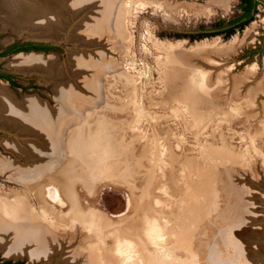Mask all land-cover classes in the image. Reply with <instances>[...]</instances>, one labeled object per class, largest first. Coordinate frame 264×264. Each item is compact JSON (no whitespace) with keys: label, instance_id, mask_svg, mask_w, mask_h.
<instances>
[{"label":"rangeland","instance_id":"rangeland-1","mask_svg":"<svg viewBox=\"0 0 264 264\" xmlns=\"http://www.w3.org/2000/svg\"><path fill=\"white\" fill-rule=\"evenodd\" d=\"M256 1L242 28L203 36L231 26L239 0H121L117 29L103 26L98 36L86 31L95 20L69 10L58 40L18 34L0 17V73L18 86L0 84L17 102L36 98L57 114L56 85L92 80L94 95L70 96L57 157L24 154L29 145H9L15 137L0 130V204L56 230L51 250L31 256V242L8 247L13 233L0 232L1 262L74 264V235H97L116 262L127 255L139 264H264V0ZM31 40L57 44L43 54H2ZM30 54L54 58L62 74L22 68ZM71 54L85 65L73 71ZM58 159L37 183L24 179ZM48 180L74 189L77 209L93 212L91 228L60 221L59 206L36 191ZM80 242L81 258L97 256Z\"/></svg>","mask_w":264,"mask_h":264},{"label":"bare ground","instance_id":"bare-ground-1","mask_svg":"<svg viewBox=\"0 0 264 264\" xmlns=\"http://www.w3.org/2000/svg\"><path fill=\"white\" fill-rule=\"evenodd\" d=\"M95 4L97 5V13L95 11L94 14L97 15L95 16V18H92V16L90 17V13L92 12L90 6ZM120 8L121 0H0V17L4 20L5 24L10 25L11 28L18 34L26 33L27 37L58 40L66 31L65 29L63 30V21L65 19L64 12L70 13L68 11L71 10V13L74 12V17H76L80 15V12L78 10L82 9L83 17L84 15L87 16V21H90L91 19L95 20L93 24L87 26L86 31L94 36H98V33L103 30V26L114 28L115 30L117 29L116 20L119 17L118 14L120 12ZM103 12L105 13L103 14ZM101 14L104 15V17L102 18L103 20L101 19L102 21L99 19V16ZM80 17L82 18V16ZM80 20L81 23L83 22V24L86 22V20L84 21V18ZM57 27H59L58 30ZM251 32V29H248L246 31L245 37L247 38ZM88 36L86 39H88ZM94 40L95 38H93V41ZM70 57L73 71H76L81 65H85L86 63L83 61L82 56L79 54L76 57L74 56V54H71ZM88 61L90 62L93 60ZM19 65L24 69H31L35 71L38 70V72L39 70H44L43 74L47 75L45 77L48 78V75L52 76L53 74L52 69H54L58 74H62L60 68H56L54 66V58H44L41 55L37 54L28 55L26 59ZM91 82L93 81L87 80L83 83L68 82L69 84L61 83L59 85H56V99L59 103H61V105H63V107H61L62 109L60 108L59 110H57V114L50 111L45 104H42V102H39L38 100H36V98H26L24 99L23 104H21L22 101L17 102L11 95V92L8 90V88L4 84H0V130L4 132L7 131L8 134H11L15 137V139H13L12 141H8L10 143L9 145H15L20 148V142L24 141L26 146L29 145L30 148L29 151L27 149H24V154H31L32 156H35V158L42 156L45 153L48 155H54L52 157H57L56 153H58V144H60L59 138L62 137H60L59 134L63 133L64 130L60 127V125H58L60 117L62 114H64V112H66V110L64 109L67 103L70 102L69 98L71 95L79 94L84 98H86L87 96V98H89L90 96L94 97L91 92L92 87L89 85V83ZM70 106H72V104H70ZM34 141H37L39 143L36 145ZM12 142L14 143L12 144ZM45 161L47 163L46 159ZM58 161L59 159L55 161L56 164L54 163L53 165L52 163L49 166L50 168L44 171L42 170V168L35 166L33 169H31L35 171V174L32 176L28 172H26V174H24V179L29 180L28 178L29 176H31V182L35 183L36 180L38 182L41 179V174L45 173L47 175V172L49 170L55 171L57 167H60L63 162ZM45 168L43 167V169ZM41 171L43 173H41ZM57 176L58 178L56 180L61 181L60 179H62L63 177L65 178L66 174H57ZM48 182L49 183L45 184V187L44 185H41L40 188H36V191L38 195H41L43 189L46 193L45 196H47L49 200H52V203H56L59 206L58 208H56V210L58 211V214H60L58 215L60 221L63 222V220L67 219V221H69L68 226H70V224H72L73 222L83 220L84 224H88L87 227L91 228L94 222V215L92 214L93 212H89V210L87 212H82L81 210L77 209L78 200L74 193V189L70 185L65 186L63 180V184L61 183V187L63 186V191L59 186L52 183L53 180H48ZM63 192L68 195L67 199L63 196ZM6 205L8 204H0V232L5 230L13 233V241L8 247L18 248L23 243H26L27 245V242H31L29 244L30 246L27 247L30 256L31 253L29 252V250L37 251V253L34 254L43 255L50 251L51 245L56 244L51 242L52 238L50 236L54 233L52 231H55L56 234V230H52V228L46 227L45 224H41L40 220L35 214L31 215L30 213L23 210L22 212L17 213L12 210L11 206ZM9 205L12 204L9 203ZM50 207L49 209L48 207L46 208V212L51 215L52 212L50 210ZM24 213L25 215H27V219H22L23 217H25V215L20 216ZM99 217L104 219V217L102 216ZM56 218L58 219V217ZM59 234H61V232ZM73 234H75V232ZM70 236L72 237V235ZM74 236L75 237L73 240H76V246L72 247V253L69 257V261L73 262L74 264H97V262H99L100 264H139L138 262H136L139 258H136L137 260L135 261L133 257H128L127 255H124L123 257L121 256V259L115 258L117 259V262L116 260L114 261L111 253L107 252L106 241L100 242V239L99 237H97V235H86V237L82 236L85 238V246L83 247L90 253L97 252V256L93 257L92 259L81 258L80 247L82 246H77L79 245L77 244V242L82 241V239L84 238L80 239L79 235ZM71 239L62 238L61 242L66 243V241H69L73 243L74 241ZM80 243L82 244V242ZM96 244H100V247L97 250L93 248V246ZM56 253L60 252L56 251ZM49 264H51V262Z\"/></svg>","mask_w":264,"mask_h":264},{"label":"trees","instance_id":"trees-1","mask_svg":"<svg viewBox=\"0 0 264 264\" xmlns=\"http://www.w3.org/2000/svg\"><path fill=\"white\" fill-rule=\"evenodd\" d=\"M256 6H257V1L256 0H239V7L241 9V14L238 16V18L232 23L231 26L229 27H220L217 28L216 31L211 32V33H206V34H200L199 36H203V35H215V34H219V33H226V34H231L234 32V28L238 27V28H242L244 25H246L254 16V13L256 11ZM54 47H50L47 45H42V44H26L24 46L18 47V48H13L10 49L7 53H2L3 55H7L10 54L12 52H18L20 50H51ZM0 78H4L6 80L9 81V83L11 84V86H18V84L11 79V77L9 75H5L0 73ZM0 264H17V263H13L11 261H5V262H1Z\"/></svg>","mask_w":264,"mask_h":264},{"label":"flooded vegetation","instance_id":"flooded-vegetation-1","mask_svg":"<svg viewBox=\"0 0 264 264\" xmlns=\"http://www.w3.org/2000/svg\"><path fill=\"white\" fill-rule=\"evenodd\" d=\"M26 44H42V45H47V46H52L54 47L53 45L49 44V43H42V42H32V41H25V42H14V43H11L9 46H7V48L5 50L2 51V53H7L10 49H13V48H18V47H21V46H24ZM32 50V49H30ZM42 51H46V50H42ZM49 51V50H47ZM12 53H15V52H12ZM11 54V53H10ZM6 55V54H5ZM5 75H9V74H5ZM11 77V79H13V77L11 75H9ZM8 81V80H7ZM9 82V81H8ZM11 85V84H10Z\"/></svg>","mask_w":264,"mask_h":264},{"label":"water","instance_id":"water-1","mask_svg":"<svg viewBox=\"0 0 264 264\" xmlns=\"http://www.w3.org/2000/svg\"><path fill=\"white\" fill-rule=\"evenodd\" d=\"M31 41H33L34 43L35 42H38V40H31ZM45 42H47V40H44V42L43 43H45ZM49 44H51V45H55V44H57L56 42L55 43H49ZM22 51H30V52H34V53H41V54H43L45 51H42V50H20V51H18V52H15V53H19V52H22ZM50 51V50H49ZM11 262H13V261H11Z\"/></svg>","mask_w":264,"mask_h":264}]
</instances>
